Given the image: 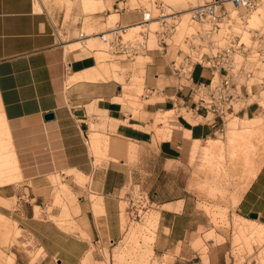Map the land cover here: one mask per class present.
<instances>
[{"label":"crops","instance_id":"0c3cea01","mask_svg":"<svg viewBox=\"0 0 264 264\" xmlns=\"http://www.w3.org/2000/svg\"><path fill=\"white\" fill-rule=\"evenodd\" d=\"M101 1L103 9L89 14L107 11ZM113 1L126 5L129 0ZM117 16L123 24L136 18L112 13L107 19ZM74 42L80 41L67 42L65 47L71 51L87 49L84 45L71 49L70 44ZM68 52L66 54L59 45L50 18L36 11L34 0H0V163L7 173V180L2 181V178L0 181V216H9L19 229L33 238L35 245L34 250L28 248L26 251L17 246L10 248L13 256L4 262L7 264H80L82 258L89 259L90 263L91 255L87 252L91 247H101L121 237L120 203L124 187L133 182L147 187L151 182L147 190L154 196V192L158 193L160 189L159 183L153 187L154 181L163 177V173H170L184 159L191 141H205L219 131V122L210 125L178 116L170 121L169 131L156 127L154 133L152 114L171 112L173 103L168 97H179L185 92L177 93L173 83L158 88L151 94L162 100L145 106L144 119L135 118L127 112L130 108L120 101L118 85L106 80L101 69L94 66L93 56L80 57V52ZM66 64H70L68 71ZM148 70L160 78L171 79L167 58L152 56V62L146 66ZM196 72L200 74L197 79L194 78ZM87 73L88 76L81 80L67 84L69 77ZM193 78L205 83L209 72L195 66ZM121 103L127 107H122ZM48 113L54 118L45 121L43 116ZM104 118L106 121L103 122ZM192 118L203 119L195 115ZM244 123L236 118L227 128L231 125L237 131L250 130L245 125L241 129L237 127ZM158 129L160 135L169 138L159 141ZM90 135L92 146L93 141L100 144L102 139L99 136L109 139L107 161L105 158L95 159L88 146ZM129 146L135 148L134 160L130 159L133 154H128L132 152ZM101 152L104 154L103 150ZM153 154L161 165L155 175ZM63 172L70 177V184L78 195L75 209L84 225L81 230L84 238L80 237V232L58 228L48 219L46 211L37 218L34 216V207L52 203L49 197L34 195L28 198L20 194L19 188L24 181L32 180L36 190L46 188L50 186L48 175ZM86 178L88 182L82 183ZM83 184V188L79 186ZM85 195L91 196V200ZM96 201L101 209L97 214L92 208ZM178 201H158L160 219L152 252L174 251L190 230V227L180 225L185 215L186 199L180 200L183 204H176ZM6 203L14 205L7 208ZM49 214L53 216V210ZM234 214L244 222H251L250 227L264 228V157L241 194ZM250 214L257 216L258 223L248 219ZM13 231L14 236L19 232Z\"/></svg>","mask_w":264,"mask_h":264},{"label":"rangeland","instance_id":"374dc122","mask_svg":"<svg viewBox=\"0 0 264 264\" xmlns=\"http://www.w3.org/2000/svg\"><path fill=\"white\" fill-rule=\"evenodd\" d=\"M82 1L34 0V4L36 11L45 13L50 18L57 41L61 44L66 54L71 50H68L65 44L76 41L75 38L78 37L80 31L85 34V38H95V40L84 45L87 49L79 48L75 53L80 52L78 55L80 57L93 56L95 59L94 66L101 69L103 77L112 82V84L118 85L120 101L130 108L127 112L131 113L135 118L144 119L146 117L143 113L145 106L162 100L161 98H156L155 95L147 93L145 87L151 85L156 88H163L172 84V80L165 76L155 80L154 73L149 70L146 71V66L148 65L146 62H149L148 58L138 57L134 64L112 60L104 52L105 46L94 34L106 30L119 19V16L107 19L108 15L116 13L114 7L116 2L103 0L107 11L89 14L82 10ZM206 1L209 0H129L126 5L118 2V6L126 8L142 6L150 9L153 16L158 14L157 8L161 7L163 12L169 17L168 21H171V16L169 15H178L179 19L176 22V32L172 41L179 43L185 49L182 44L183 38L199 28L195 22L190 21L188 12L192 7L201 5ZM226 9L236 23L232 27L233 33L239 34L242 38L241 41L244 42L246 47L252 49V53L244 63L250 65L251 68H249L253 71L252 77L246 84H255L264 77V62H262L264 61V0H258L255 9L251 12H246L242 9L237 10L230 4L226 5ZM239 14H244L242 22L238 19ZM251 16L256 18L255 21H251ZM151 24L149 28L153 31L157 28V24L155 22ZM139 29L136 28L131 32H137ZM131 34L123 36V38H129L134 35ZM254 36L262 38L255 41L257 38H254ZM154 39L155 37L151 34L149 39L150 46H154ZM258 49L263 51L261 58L256 55V50ZM171 50L173 54L175 49L171 48ZM236 60L237 62L241 61L240 57H236ZM199 75L196 72L194 78L197 79ZM201 77L203 78V76ZM113 78L117 80L115 81ZM142 84H144V87ZM139 88H141V91H139ZM121 104L122 107L126 106L123 103ZM240 107L241 104L235 106L234 111L236 113L232 117L229 116L222 126H219V131L216 135L207 139L215 140L218 146L214 155L213 165L209 169L205 168L206 165L201 163L203 161L200 159L201 155H198L192 164H189V155L186 154L184 159H181L170 173H163V177H159L157 182L154 181L153 187L154 185L156 187V183H159L160 186L158 193L154 192V196L147 190L150 188L151 182H148L147 187H144L139 182L128 183L121 192L120 239L101 247H91L87 252L91 255L90 263L89 259L83 260L82 258L83 262L81 260L80 264H264V242L262 244L259 243L256 237L253 236L252 243L248 246L247 242L244 241L246 235L238 229L241 225H246L249 229L251 225V222H244L238 216L236 217L234 214L236 204L234 202L243 193L245 186L252 178V174L249 170L244 173L237 158H231V153L235 152L236 155L237 152L239 153V148H230L231 146L227 142V126L233 123L236 118L244 121L243 125H237V127L239 129L243 128L244 125L250 127V132L246 134L244 143L249 153L250 163L254 165V168L258 167L264 157V83L252 88L249 97L244 101V107L242 109ZM160 115L161 117H159ZM178 116L189 117L195 122L209 123L204 118H192L190 113L178 106L167 114L165 111L154 112L151 116V129L154 133V128L156 127L161 128L163 131H169L170 121ZM157 117L159 118L157 119ZM210 117L208 116V119ZM104 121H106V118H104ZM105 125L102 126V131ZM99 138L102 139L99 149L103 150L104 154L100 150H94L91 135L88 146L96 160L105 158L107 161L106 153L108 152L109 139L104 136H99ZM207 140L200 142L205 145ZM129 147L132 149L129 154H133L130 155V159L134 160L136 159L135 148L134 146ZM215 156L219 157L216 158ZM152 162L153 174L155 175L161 165L157 162V157L154 154ZM21 180L22 178L17 181ZM47 181L50 186L41 189L37 188V190L34 189L32 180L24 181V185L19 188L20 194L28 198L34 195H41L46 199L49 197L52 203L45 202L40 207H34V216L37 218L40 213L46 211L48 219L56 224L58 228L66 232H80V237L84 238L85 236L81 233L84 225L78 217L79 212L75 209L78 195L76 194V189L70 184V177L68 178L65 172L62 174L55 173L48 175ZM83 182H88V178L85 181L83 179ZM84 184L79 186L83 188ZM85 196L90 200L92 198L91 196ZM184 198L186 199L185 215L184 219L180 221V225L190 227V230H188L181 242L177 244L174 251L152 252L158 235L160 219L161 206L158 201L179 200L176 204H183L180 200ZM14 201L15 198L12 199V202ZM6 204L7 208L14 205L13 203ZM52 210L53 216L49 214ZM6 217L12 229L19 231V235L14 236L13 230L9 232L8 236L7 234L5 236L0 235V264H7L4 262L12 259L10 256L13 255L10 253V248L13 246L20 247L25 251L28 248L35 249L33 238L19 229L17 223L9 216L6 215ZM255 223H258V221ZM138 233L141 235L137 240H134V236ZM151 235L154 236L153 241L148 244L145 238ZM38 254L39 251L35 256Z\"/></svg>","mask_w":264,"mask_h":264},{"label":"built area","instance_id":"2783aa9c","mask_svg":"<svg viewBox=\"0 0 264 264\" xmlns=\"http://www.w3.org/2000/svg\"><path fill=\"white\" fill-rule=\"evenodd\" d=\"M257 1L209 0L192 7L188 12L189 19L199 28L183 38L182 44L185 49L179 43L172 41L179 16L171 14L169 15L171 21H168L169 17L161 7L157 8L158 14L153 16L152 11L145 7H119L116 2L114 7L117 14H134L136 18L128 19L125 24L118 19L111 27L94 36L105 46L104 52L115 61L134 64L138 57H144L149 59V62H146L149 64L154 55L167 58V70L173 80V88L179 94L185 92L179 97H168L173 103L172 107L179 106L191 115L202 116L210 125L219 122V126H222L229 116L236 113L235 106L241 104L240 108L244 107V101L249 97L252 88L264 83L263 77L255 84H246L252 77L253 71L244 61L250 56L252 49L246 47L239 34L233 33L232 27L236 23L225 5L230 4L237 10L251 12L255 9ZM238 19L242 22L244 14H239ZM152 21L157 24V28L153 31L149 28ZM131 26L140 29L138 33L124 39L125 29ZM221 32L223 33L220 34ZM151 34L155 37L154 46L149 45ZM254 38L258 41L261 37L254 36ZM75 39L82 42L85 34L80 31ZM171 48L175 49L173 54ZM261 53L263 51L260 49L256 50L258 58H261ZM236 57H240L241 61L237 62ZM195 66L208 70L207 82L194 80ZM65 69L68 71L70 64H66ZM154 78H160V75L155 74ZM145 89L151 94L158 88ZM208 116L211 117L208 119Z\"/></svg>","mask_w":264,"mask_h":264},{"label":"bare ground","instance_id":"6f19581e","mask_svg":"<svg viewBox=\"0 0 264 264\" xmlns=\"http://www.w3.org/2000/svg\"><path fill=\"white\" fill-rule=\"evenodd\" d=\"M101 2H102L101 0H90V1L86 0V1H83V5H82L83 11L85 13H91V12L102 10L103 9V5H102ZM226 5H225V7H226ZM250 19H251V21H255L256 18L254 16H251ZM152 22H154V21H152ZM150 26H151V24H150ZM136 28H140V27L131 26L129 28H126L125 29V34L126 35L131 34V33L132 34H136L138 31L137 32H131L132 30H134ZM91 40H92L91 38H86L82 42L81 41L80 42H76V43L74 42V43L70 44V48L72 49V48H76V47L81 46V45H86V44H88V42H91ZM75 51H70V52H75ZM84 76H88V73L85 74V75H74L72 77H69L67 79V84L71 85L72 83H74V82H76L78 80H81ZM85 78H87V77H85ZM156 79H159V78H156ZM140 89L141 88H139V91H141ZM159 117H161V115ZM159 117H157V119ZM162 119H163V116H162ZM161 121H163V120H161ZM230 126L227 128V131H228L227 132V142L230 144V146H231L230 148H233V149L234 148H237V149L239 148V153L237 152L236 155H235V152L234 153L232 152L231 153V156H232L231 158L236 157L237 161L240 162L241 168L243 169L244 173L249 170L251 172L252 176H253L255 171H256V168H254V165H252L250 163V161H249V153L246 150V144L244 143L246 134H248L250 132V130L249 129H242V130L237 131L233 127H230ZM158 131H157L158 132L157 138H158L159 141L169 138V136L160 135L161 131L159 129H158ZM93 146L95 147V151H96L98 149L99 143L97 141H93ZM217 148H218V146L216 145V141L215 140H207L205 145H203L200 141L193 140V141H191L189 147L185 150V153H187V155H189V164H192V162L196 159V157H198V155H201L202 157L200 159L203 160L201 163L203 165L205 164L206 165L205 168L207 167V169H209L213 165L214 155H215V152H216ZM114 150H115V147H114ZM127 152H128V150H127ZM218 157H216V158H218ZM202 168H204V167H202ZM215 168H216V166H215ZM10 171H11V169H10ZM6 175H7V173L4 171L3 165L0 163V181H1L2 178H3L2 181H4V180L6 181L7 180L6 179ZM247 185L245 186L244 190L246 189ZM239 198L236 199L234 204L238 203ZM93 209H94V213L95 214L99 213V210H101L99 201H96V203L93 206ZM122 225H123V223H122ZM238 229H239L240 232H242L244 235H246V237L244 238V241L247 242L248 246H250V243H252V240H253L252 237L253 236L256 237V240L259 243L262 244L264 242V228H262L260 226H255V227H250L248 229L246 225H241L240 228H238ZM10 231H12V227H11L8 219L5 216H0V233H2L3 236H5L6 234L8 236ZM18 235H19V232H16L15 236H18ZM140 235H141L140 233L136 234L134 236L135 237L134 240H137ZM153 237L154 236L151 235V236H148V237L145 238L147 240L148 244H150L153 241Z\"/></svg>","mask_w":264,"mask_h":264},{"label":"water","instance_id":"95a60500","mask_svg":"<svg viewBox=\"0 0 264 264\" xmlns=\"http://www.w3.org/2000/svg\"><path fill=\"white\" fill-rule=\"evenodd\" d=\"M53 118H54V116H53V114H51V113L45 114V115L43 116V119H44L45 121H50V120H52ZM248 219H250V220H256V219H257V216L254 215V214H250V215L248 216Z\"/></svg>","mask_w":264,"mask_h":264}]
</instances>
